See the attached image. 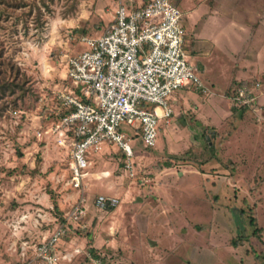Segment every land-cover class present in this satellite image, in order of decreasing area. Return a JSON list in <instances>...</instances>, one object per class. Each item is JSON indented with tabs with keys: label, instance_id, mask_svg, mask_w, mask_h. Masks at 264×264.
Instances as JSON below:
<instances>
[{
	"label": "rangeland",
	"instance_id": "1",
	"mask_svg": "<svg viewBox=\"0 0 264 264\" xmlns=\"http://www.w3.org/2000/svg\"><path fill=\"white\" fill-rule=\"evenodd\" d=\"M176 1L188 29L187 57L201 69L204 87L169 98L173 113L156 145L136 152L133 175L123 173L115 145L93 153L83 191L92 200L90 230L70 222L65 236L84 247L74 264H264V0ZM115 3L0 1V264H21L24 241L47 237L81 196L69 186L68 157L42 131L61 109L68 56L84 49L83 36L102 31ZM198 8L211 14L198 17ZM224 8L234 12L219 13ZM216 15L234 21L233 28L217 34L203 25ZM243 85L255 89L256 100L240 106L231 97ZM102 181L109 193L123 190L113 209L96 203L99 194L110 195L98 189ZM165 184L169 209L159 206L165 195L153 187ZM122 202L123 221L115 224ZM240 209L246 234L234 246ZM103 226L111 248L82 241Z\"/></svg>",
	"mask_w": 264,
	"mask_h": 264
},
{
	"label": "built area",
	"instance_id": "2",
	"mask_svg": "<svg viewBox=\"0 0 264 264\" xmlns=\"http://www.w3.org/2000/svg\"><path fill=\"white\" fill-rule=\"evenodd\" d=\"M187 37L176 0H116L109 23L99 34L83 36L84 49L68 56L69 85L58 93L61 109L42 133L54 137L68 157V183L81 196L47 237L35 244L24 241L21 264H74L84 247L65 236L70 222L87 226L83 191L91 177V152L115 145L122 152L123 173L133 175L135 146L156 145L163 120L173 113V92L204 87L187 57ZM247 88L233 93L236 105L255 102L254 89ZM118 201L105 194L96 199L105 208ZM30 248L32 254L26 255Z\"/></svg>",
	"mask_w": 264,
	"mask_h": 264
},
{
	"label": "crops",
	"instance_id": "3",
	"mask_svg": "<svg viewBox=\"0 0 264 264\" xmlns=\"http://www.w3.org/2000/svg\"><path fill=\"white\" fill-rule=\"evenodd\" d=\"M203 7H205V6H203ZM203 7H201L202 9H203ZM200 8V10H199V8L198 9H195L194 10V13H195V15H198V17L199 16H201V15H207L208 14V16L211 14L210 12H206V11H202V9ZM217 9V8H216ZM199 10V11H198ZM196 11H197V14H196ZM232 10H229L228 8H224V9H220L219 10V13H221V14H229L230 12H231ZM205 12V13H204ZM232 12H234V11H232ZM231 12V13H232ZM210 13V14H209ZM213 15V14H212ZM207 16V17H208ZM207 17L205 18V19H201V21H203V25L204 24H214L215 25V27L216 28H213V27H209V25L207 26V28L208 29H212V31L213 30H217V34H218V32L219 31H224V30H226V31H228L227 29H229V28H233V27H231V24H233V22L234 21H231L227 16H218V15H216V18L214 17V16H212L211 18H209V19H207ZM198 19H200V18H198ZM187 39H188V37H187ZM203 58V57H202ZM195 64H196V66H197V63L195 62V59H194V61H193ZM197 68H198V70H199V72H200V75L202 76V71H201V69L197 66ZM207 68H208V66H207ZM240 73L241 72H243V71H239ZM250 72V71H249ZM248 74V71H245L244 73H242L241 74V76H244L242 79H246L247 78V75ZM257 85V84H256ZM193 89V87H188V86H186V87H183L181 90H182V92H178L177 93V91L173 94V96L171 97V99H174V98H177L179 95H181V94H183V96L185 97V95L188 93V92H186L187 91V89ZM188 91H190V90H188ZM254 91H255V89H254ZM184 93H186L185 95H184ZM170 104L171 105H174L172 102H170ZM161 132V131H160ZM159 140V139H158ZM139 145H141L140 143H138V144H136V148H135V150H136V152L138 151V149L139 150H142V149H145L142 145L139 147V148H137V146H139ZM108 146V145H107ZM93 153L94 152H91V157H92V155H93ZM120 158H121V163L123 162L122 161V153H121V156H120ZM122 165H123V163H122ZM159 186V187H158ZM97 187H98V189L99 190H101V191H107L108 192V194H110L109 196H121L122 195V192H123V190H122V188L119 186L118 188H116L115 189V191H113L112 193H109V189L106 187V184L102 181V182H97ZM156 189V190H154V188ZM153 190L156 192V193H158V194H160V193H162L163 195H165V196H163L162 197V199H161V202H160V204H159V206L160 207H162V209H164V208H166V209H169V208H172V207H170L169 205H168V203H169V200H171V197L168 195V193H167V190L169 189V186H167L166 184L165 185H153ZM107 188V189H106ZM123 189H124V187H123ZM74 190H76V189H74ZM160 192V193H159ZM86 197V196H85ZM161 198V197H160ZM91 202H92V200L89 198V200H88V198H87V203H86V205H88L87 206V209H88V207H91L92 206V204H91ZM124 203L122 202V204L121 205H118V207H117V213H116V221H115V224L118 222H120L119 220H122L123 221V218L121 217V213L120 212H122L123 211V208H124ZM110 209H113V206H112V208L111 207H109ZM170 211V210H169ZM169 211L167 212V213H169ZM160 212H161V210H160ZM162 213V212H161ZM166 213V214H167ZM154 213H152V215H153ZM87 217V216H86ZM89 218V217H88ZM89 220V223H86L87 224V226L84 228V230H86L89 226L91 227V225H90V223L92 224V222H91V219L89 218L88 219ZM85 221H86V218H85ZM87 222V221H86ZM121 223V222H120ZM90 227L88 228V231L90 230ZM106 229V230H109L107 227H105V226H103V227H100L98 230L97 229H95V232L94 231H90L89 233H88V236L87 237H82V241L83 242H88L91 238H92V244H90V246L92 247V248H94V250H98V249H102V247L103 246H110V248H111V246L114 244L113 242V238L111 237V236H109V234H110V232H108L107 231V233H103L100 229ZM94 232V233H93ZM78 239V238H77ZM75 240V239H74Z\"/></svg>",
	"mask_w": 264,
	"mask_h": 264
},
{
	"label": "trees",
	"instance_id": "4",
	"mask_svg": "<svg viewBox=\"0 0 264 264\" xmlns=\"http://www.w3.org/2000/svg\"><path fill=\"white\" fill-rule=\"evenodd\" d=\"M0 1H4V0H0ZM2 72L0 71V74H1ZM2 82H4V81H2V80H0V84L2 85ZM5 86V85H4ZM235 213H236V211H235ZM244 213H245V211H244V209H240V213H237L236 214V216H237V222H238V229L240 230L239 231V233L241 232V234L239 235V237L238 238H234L233 240H232V244L234 245V246H238V245H240L241 243H243V241H244V234H246V224H245V220H244ZM250 220H249V223L252 225V226H254L255 228H254V234H256L257 236H260V233H259V231H260V229H259V227H258V225H257V223H256V218L253 216V215H250V218H249ZM246 237H248V235H245Z\"/></svg>",
	"mask_w": 264,
	"mask_h": 264
}]
</instances>
